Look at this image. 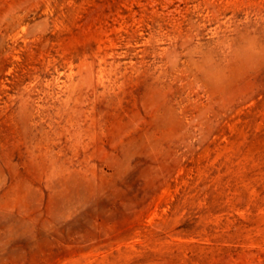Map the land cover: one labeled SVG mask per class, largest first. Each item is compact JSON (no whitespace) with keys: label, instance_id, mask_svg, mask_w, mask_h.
I'll use <instances>...</instances> for the list:
<instances>
[{"label":"rangeland","instance_id":"rangeland-1","mask_svg":"<svg viewBox=\"0 0 264 264\" xmlns=\"http://www.w3.org/2000/svg\"><path fill=\"white\" fill-rule=\"evenodd\" d=\"M0 264H264V0H0Z\"/></svg>","mask_w":264,"mask_h":264}]
</instances>
